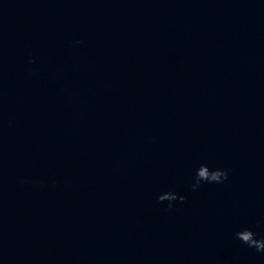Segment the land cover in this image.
Here are the masks:
<instances>
[{
  "label": "water",
  "instance_id": "95a60500",
  "mask_svg": "<svg viewBox=\"0 0 264 264\" xmlns=\"http://www.w3.org/2000/svg\"><path fill=\"white\" fill-rule=\"evenodd\" d=\"M257 244L264 0H0V264H264Z\"/></svg>",
  "mask_w": 264,
  "mask_h": 264
},
{
  "label": "clouds",
  "instance_id": "9594fccd",
  "mask_svg": "<svg viewBox=\"0 0 264 264\" xmlns=\"http://www.w3.org/2000/svg\"><path fill=\"white\" fill-rule=\"evenodd\" d=\"M200 175H201V176H204L205 173L202 171V172L200 173ZM251 235H252V233H250V232H245V233L240 237V239L243 240L245 243H247V242L250 241V239H251ZM262 247H264V245H262V244H257V245H256V251H257V252H260ZM249 248H251V244H249Z\"/></svg>",
  "mask_w": 264,
  "mask_h": 264
}]
</instances>
